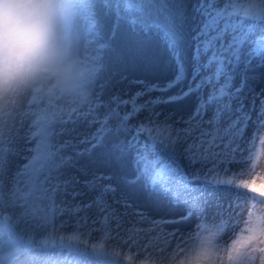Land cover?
<instances>
[{"label":"snow or ice","instance_id":"obj_1","mask_svg":"<svg viewBox=\"0 0 264 264\" xmlns=\"http://www.w3.org/2000/svg\"><path fill=\"white\" fill-rule=\"evenodd\" d=\"M60 23L69 70L0 119V264H264V0Z\"/></svg>","mask_w":264,"mask_h":264},{"label":"clouds","instance_id":"obj_2","mask_svg":"<svg viewBox=\"0 0 264 264\" xmlns=\"http://www.w3.org/2000/svg\"><path fill=\"white\" fill-rule=\"evenodd\" d=\"M66 0H0V119L70 68L60 17ZM264 185V169L256 178Z\"/></svg>","mask_w":264,"mask_h":264},{"label":"rangeland","instance_id":"obj_3","mask_svg":"<svg viewBox=\"0 0 264 264\" xmlns=\"http://www.w3.org/2000/svg\"><path fill=\"white\" fill-rule=\"evenodd\" d=\"M259 103V101H257V104ZM261 169H264V156H262L261 158H260V160H259V168H258V170H257V172L259 173V171L261 170ZM256 208L258 209V210H264V203H261V202H259V201H257V203H256ZM247 211V204H245V212ZM140 257H137L136 259L138 260Z\"/></svg>","mask_w":264,"mask_h":264},{"label":"bare ground","instance_id":"obj_4","mask_svg":"<svg viewBox=\"0 0 264 264\" xmlns=\"http://www.w3.org/2000/svg\"><path fill=\"white\" fill-rule=\"evenodd\" d=\"M125 90L129 92H135L137 89L135 88L134 85H130ZM153 219H167V217H153ZM167 231H171V229L169 228L167 229ZM184 231H188V229H185Z\"/></svg>","mask_w":264,"mask_h":264}]
</instances>
